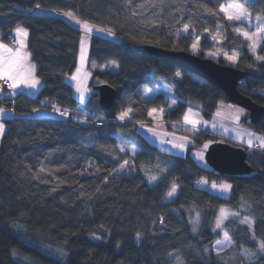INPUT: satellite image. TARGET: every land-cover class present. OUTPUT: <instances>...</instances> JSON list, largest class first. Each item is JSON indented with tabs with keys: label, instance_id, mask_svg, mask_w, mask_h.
<instances>
[{
	"label": "trees",
	"instance_id": "obj_1",
	"mask_svg": "<svg viewBox=\"0 0 264 264\" xmlns=\"http://www.w3.org/2000/svg\"><path fill=\"white\" fill-rule=\"evenodd\" d=\"M231 2L245 0H0V39L18 25L28 30L27 50L42 82L36 99L4 96L16 106L13 117L4 119L0 143V264H26L15 255L36 264H264V147H244L249 174L226 176L200 166L189 152L160 151L136 130L152 110L164 111L167 122H179L188 107L210 119L220 102H229L223 91L149 53V47L192 53L197 42L199 51L192 54L250 72L253 77L238 89L264 106V61L233 31L264 35V21L246 26L227 20L220 6ZM245 6L251 19L264 17V0H246ZM60 12L113 34L89 40L88 65L94 68L83 103L65 81L78 64L80 31ZM210 51L224 54L207 57ZM234 52L235 63L226 58ZM256 55L264 56V42ZM109 63L118 70L100 69ZM98 84L116 91L109 111L99 105ZM160 86L170 87L173 108L161 93H140ZM53 106L88 118L58 117ZM36 109L45 114L29 116ZM242 123L264 135V120L251 123L246 112ZM197 135L198 142H227ZM212 181L231 184L228 198L206 189ZM221 207L238 215L223 224L230 248L216 253L220 233L213 228ZM193 211L199 213L195 233ZM245 218L251 226L241 223Z\"/></svg>",
	"mask_w": 264,
	"mask_h": 264
},
{
	"label": "rangeland",
	"instance_id": "obj_2",
	"mask_svg": "<svg viewBox=\"0 0 264 264\" xmlns=\"http://www.w3.org/2000/svg\"><path fill=\"white\" fill-rule=\"evenodd\" d=\"M231 3H236V2H231ZM63 16H65V19L67 20V22L69 24H71L72 26L76 27L80 31L81 39L83 38L84 41H85V43H84V49H85L84 50V58H83V60H81V58H80L76 69L74 70V72L70 76H68V81L74 82V85H73L74 86V97L77 99L78 102L83 103L90 97V94H91V89L89 87V82H90V79H91V76H92V68H94L93 65H91V66L88 65V56H87L88 50L86 49L85 44L87 43V41L89 42L90 38L93 35H97V36L112 35L113 36V34L110 33L109 31H107L104 28H103V30L97 29V28H95L94 24L89 25V23H87L85 21H82V20H79L73 14H72V16L75 17V20L70 18L66 14L63 15ZM77 20L80 21V23H76ZM238 22H242L246 26H251L253 23H255V25H258L257 24L258 21H257L256 17H254L253 19H251V17L250 18H245V19H243L241 21H238ZM84 23H87L89 25V27L91 28V31L86 32L83 29V27L81 25L84 24ZM237 28H239V29H241V30H243L245 32H248L250 34L251 33L260 32L259 30H252L250 32L248 30H245L244 28L234 27L233 31L238 36H240L242 39H244V37L239 35L235 31V29H237ZM263 42H264V40L258 41V44H257V47H256V51L262 45ZM194 44L196 45V47L193 48V46H192V49L190 50L192 53L199 51L198 43L196 42ZM205 53H206L205 55L207 57L209 55H212L213 57H217L219 55V53L221 55L224 54L223 52H219L218 53V52H213V51L205 52ZM232 56L233 55H231L230 57H232ZM227 60L228 61H232V60H230L228 58H227ZM77 69H80V71L77 72ZM100 69L101 70H108V71L113 72V71H117L118 67L114 63H109V64H106V65H103ZM73 75L77 76L76 80H73L71 78ZM36 79L38 81H41V80H39V78H36ZM78 85L81 88V90H86L84 92L83 100L80 98V93L77 91V86ZM11 91L12 92H10V91L6 92L5 91L4 93H2V91L0 90V93L5 96V95H9L10 93H13L12 89H11ZM140 93H141V95L144 98H152L158 93L163 94L165 96V98L169 102V109L173 108L174 105H175V102H176V98L173 96V93H172L170 87H168V86H160V87H158L155 90L142 88ZM145 93H147V94H145ZM55 109H61V108L52 107L51 111H56ZM189 110H191V114H192L190 116V119H194V120H198L199 121V123L196 124V126H195L196 128H198L197 130H192L193 125L190 124V123H186L184 119H183V125L182 126H179L178 122H167V121H165L163 119L164 111H158V110H155L153 112L155 114H153L152 116L149 115V122H145V123L136 122V130L138 132H139V130L158 129V128H163L164 130H167L168 128L165 126V123H170V125H172L173 128H174L172 132H174L176 130L177 132L180 133L182 138H184L182 142L181 141H176L174 138L169 137V136H163V137L154 136V137H150V138L146 137V139L150 143L154 144L159 150L164 151V152H169V153H172V154H176V155H179V156H184L187 152H191L192 151V153L195 154L200 159L201 163L204 166H207V164L205 162V159H204V154H205V151H206L207 147L209 146V144H211V143H209L210 140L209 139H203V140H200V142H198L196 140V138H198V135H197L198 134V130L202 129L201 126H203V124H204L206 119L203 117L201 112L199 110H197L196 108H194V107H188L186 112H185V114L188 113ZM44 114L39 115L37 112H35V110H33L32 113L29 114V116H42ZM153 117H155V118H153ZM190 126H192V127H190ZM187 136H190V140L189 141L186 138ZM180 143L183 144V149L182 150L180 148L173 147V144H180ZM227 143H230V142H227ZM240 146H242V145H240ZM243 147H245V146H243ZM210 184L217 186L214 181L210 182ZM222 209L224 210V218L221 221L220 227L217 228L216 222H217V219L221 217V210ZM237 215H238L237 212L234 211L233 209L229 208V207H221L218 210L217 216H216V220H215V223H214L213 232L214 233H220V237L213 245L212 250L214 252L222 253V252L226 251L228 248H230L231 242L229 240L228 234H227V239H225V233H227V232L224 230L223 224H224V222L227 219L233 218V217H237ZM189 220L192 223V231H193V233H195L197 231V227H198V224H199V213L196 212V211H193L190 214ZM218 241H219V243H217ZM15 258L19 259L20 261L25 262L26 264H36L31 259H29V258H27L25 256L15 255Z\"/></svg>",
	"mask_w": 264,
	"mask_h": 264
},
{
	"label": "water",
	"instance_id": "obj_3",
	"mask_svg": "<svg viewBox=\"0 0 264 264\" xmlns=\"http://www.w3.org/2000/svg\"><path fill=\"white\" fill-rule=\"evenodd\" d=\"M147 51L223 91L230 103L247 112L248 120L251 123L264 120V106L255 103L238 89L240 81L253 77L250 72L185 51L152 47L147 48ZM95 90L98 94L100 107L104 111H109L116 98V91L107 84H98L95 86ZM246 158L247 153L243 146H234L222 141L209 144L204 154L207 166L212 171L226 176L249 174L251 168Z\"/></svg>",
	"mask_w": 264,
	"mask_h": 264
},
{
	"label": "crops",
	"instance_id": "obj_4",
	"mask_svg": "<svg viewBox=\"0 0 264 264\" xmlns=\"http://www.w3.org/2000/svg\"><path fill=\"white\" fill-rule=\"evenodd\" d=\"M66 13H68V12H60L59 14L67 22V20L65 19V16H63ZM89 25H91V24L89 23ZM17 28L24 29L27 32V36L26 37H24V36L18 37L16 34ZM95 28L103 30L102 27H99L97 25H95ZM11 39L13 40L12 42H11ZM108 39H110V38H108ZM17 40H21L24 43V47L21 50V54L22 55L27 54L26 58L22 59L20 61L21 67L19 69H17V71L25 72V71L29 70V66H34V68L31 69V75L35 77L36 76V74H35L36 67H35V64L30 60L29 53L27 50L28 30L26 28H24L23 26H20V25L16 26L15 28H13L10 31L8 38H6L5 40L0 39V43H3L4 45H7L8 47H10L12 49H16V48L20 47V45L17 43ZM86 44H85V47L88 50L89 42L87 41ZM80 58H81V39H80L78 63H79ZM36 78H38V77L36 76L35 79ZM65 81L72 86L74 85V82L68 81V77H66ZM41 87H42V82L39 81V83L36 85L35 88L25 87L24 84H20L19 87H17L14 90L12 89V90H13V93H21V94H24L25 96H27L31 99H36L37 96L39 95ZM2 97H3V94L0 93V103H1ZM236 109L241 110V114L239 115V119L235 118V110ZM35 112H37L39 115H41V114L45 113V110L44 109H36ZM151 112H153V110ZM153 114H155V113H153ZM245 115H246V111L243 108L236 106V105L229 103V102H220L218 104L214 114L212 115V117L210 119H206L203 126H201L202 129H200L198 131H202L205 134L215 135V136L219 137L220 139H223L224 141L232 142V143H235L237 145H242V146H245L247 149H249L250 148L249 147V141L252 142V145H255V144L259 145L260 141L257 138L259 137V138L264 139V135H262L260 132L254 130L248 126H245L242 123V120L245 117ZM184 116L185 115H183L181 120L178 122L179 126L183 125ZM11 117H13V114L10 113L9 111L3 110V112L0 113V124H2L4 126L3 131L0 132V143H1V140H2L4 133L6 132L4 119H9ZM190 127H192V126H190ZM173 129H174L173 126H171L170 129H167V130H164L163 128L151 129L152 131H149V129H145V130H139V133L145 139H146V137L150 138V137H154V136H159V137L160 136L161 137L169 136V137L174 138L176 141L182 142L183 140L180 139V138H182L180 133L177 132L176 130L174 132H172ZM197 129L198 128H196V127H192V130H197ZM248 133H252V135L249 136ZM186 138L188 141L190 140V136H187ZM201 140H203V139L201 138ZM209 143H212V141L210 140ZM152 145H154V144H152ZM260 148H263V147H260ZM162 152H164V151H162ZM166 153H169V152H166ZM189 153L191 154V156L196 160V162L200 166H204L201 163L200 159L195 154H193L192 151ZM170 154H172V153H170ZM174 155H176V154H174ZM224 184L230 185V187L226 191L222 190V188H221V185H224ZM206 189L210 193H212L216 196H219L222 198H228L230 191H231V184L228 182H219L216 187H213L212 184H210L209 186L207 185Z\"/></svg>",
	"mask_w": 264,
	"mask_h": 264
},
{
	"label": "snow or ice",
	"instance_id": "obj_5",
	"mask_svg": "<svg viewBox=\"0 0 264 264\" xmlns=\"http://www.w3.org/2000/svg\"><path fill=\"white\" fill-rule=\"evenodd\" d=\"M246 3V0H245ZM245 3H240V2H236V3H228L227 5H221L220 6V12L224 13V16L227 20L229 21H241L245 18H250V13L248 11V8L245 6ZM39 7V6H37ZM66 15H68L70 18L75 20V17L72 16L71 13H66ZM257 21H264V17L257 15L256 17ZM76 23H80V21H76ZM83 27V29L86 32L91 31V28L89 27V25L87 23H84L81 25ZM188 29V25L184 26V30L187 31ZM235 31L244 37L245 40L249 41V47L250 50L252 51L253 55L256 56L257 60H261L264 61V56H259L256 55V47L258 44V41L264 40V35H262L260 32H256V33H248L245 32L239 28L235 29ZM16 34L17 36H27V32L22 29V28H17L16 29ZM215 38V37H214ZM17 43L20 45L19 48L16 49H12L10 47H8L7 45H4L3 43H0V80H3L5 83H7L8 87L10 89H16L17 87L20 86V84H24L25 87H30V88H35L36 85L39 83L38 80L35 79L34 76L31 75V69L34 68V66H29V70L25 71V72H20L17 71V69H19L21 67L20 61L22 59H25L27 54L22 55L21 54V50L24 47V43L21 40H17ZM84 39H81V60H83L84 58ZM196 45H193V48H195ZM235 56L236 54L233 53L232 57H227L228 59L232 60L233 63H235ZM80 69H77V72H79ZM177 75H179V73H177ZM73 80L77 79V76L73 75L71 77ZM77 91L80 93V98L83 100L84 98V92L86 90H81V88L79 87V85L77 86ZM147 94V93H145ZM55 108V106H53ZM57 112H59V109H55ZM155 110H153L154 112ZM3 112V109H0V113ZM131 112V109H127L126 111H123L120 113V116L118 117V119L123 120L128 113ZM153 112H149V115L152 116ZM67 113H61V115H66ZM241 114V110L236 109L235 110V118L239 119V115ZM191 110H189L188 113L185 114L184 116V120L186 123H190L193 125V127L196 126V124L199 123L198 120H194V119H190L191 116ZM155 118V117H153ZM3 125L0 124V132L3 131ZM149 131H152L151 129H149ZM249 136L252 135V133H248ZM181 140H183L184 138H180ZM260 143L259 146L260 147H264V139L262 138H257ZM173 147H177L180 148L181 150L183 149V144H173ZM249 147H252V142L249 141ZM124 164H127V161L124 162ZM124 164L121 165V168L124 167ZM153 179H155V177H153ZM213 187H216L215 185H213ZM230 187V185L224 184L221 185L222 190L226 191L228 188ZM175 186H173L172 190L168 193V196L171 197L174 193H175ZM224 218V210H221V217L217 219L216 222V226L217 228L220 227L221 221ZM241 223H248L249 226H251V221H248L247 218H245V220L241 221ZM97 239H99V237H97ZM225 239H227V233H225ZM219 243V241L217 242ZM261 248L264 249V244L261 245Z\"/></svg>",
	"mask_w": 264,
	"mask_h": 264
},
{
	"label": "built area",
	"instance_id": "obj_6",
	"mask_svg": "<svg viewBox=\"0 0 264 264\" xmlns=\"http://www.w3.org/2000/svg\"><path fill=\"white\" fill-rule=\"evenodd\" d=\"M11 41H13V40L11 39ZM0 90L2 91V93H4L5 91L6 92L7 91L12 92L11 89L8 87L7 83H5L3 80H0ZM15 106H16V102H15V100L13 98L6 99V98H4V95H3L2 100H1V103H0V108L1 109L7 110L10 113H13L14 112V109H15ZM59 110H60L59 112H57V111H52V112H53L54 115H56L58 117L59 116H61V117H68L69 115L70 116L73 115V117H79V118H82V119H87L88 118L87 115H85L83 113L82 114L81 113H78L76 111H71V110H67V109H59ZM64 112H66L67 114L66 115H61V113H64ZM92 123L94 125H100V124H102V121L99 120V119H93L92 120ZM252 149H255V150L256 149H259V146L257 144H255L252 147ZM196 185L197 186H201L202 183L201 182H197Z\"/></svg>",
	"mask_w": 264,
	"mask_h": 264
}]
</instances>
